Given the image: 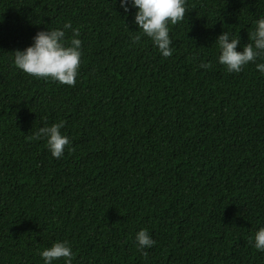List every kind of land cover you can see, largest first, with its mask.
<instances>
[{"label": "trees", "instance_id": "16d2710c", "mask_svg": "<svg viewBox=\"0 0 264 264\" xmlns=\"http://www.w3.org/2000/svg\"><path fill=\"white\" fill-rule=\"evenodd\" d=\"M185 7L164 57L130 0L128 13L119 0H0V264H44L57 241L72 264H264L253 247L264 227V58L228 72L217 42L227 31L241 51L264 0ZM65 23L82 41L73 86L15 66L14 51ZM60 122L71 143L57 159L34 133ZM141 229L156 241L146 255Z\"/></svg>", "mask_w": 264, "mask_h": 264}, {"label": "clouds", "instance_id": "9594fccd", "mask_svg": "<svg viewBox=\"0 0 264 264\" xmlns=\"http://www.w3.org/2000/svg\"><path fill=\"white\" fill-rule=\"evenodd\" d=\"M120 7L125 13L130 11L129 0H119ZM131 7L136 9L134 23L149 37L155 47L164 57L172 55V40L169 34V24L182 21L186 12V0H130ZM254 32L249 38L251 42L237 51L241 39L231 37L227 31L223 32L217 42L220 49L218 62L226 67L228 72L239 73L245 65L264 58V16L254 22ZM72 30L70 43L65 42L66 31ZM79 29L73 28L71 23H65L62 28L39 31L33 37L34 43L24 50L14 51V64L23 72L36 78H50L60 84L73 86L76 83L82 58V41ZM140 36L133 37L138 42ZM201 68L210 65L201 64ZM256 69L264 75V63H257ZM63 122L53 123L51 126L41 127L34 137L45 138L47 147L53 158H61L66 146L71 141L63 135L60 129ZM71 150V149H69ZM138 250L151 248L156 241L151 238L147 229H141L135 236ZM253 247L264 252V227L259 228L254 237ZM44 264H54L61 258L64 264H72L73 250L68 241H57L40 252Z\"/></svg>", "mask_w": 264, "mask_h": 264}]
</instances>
